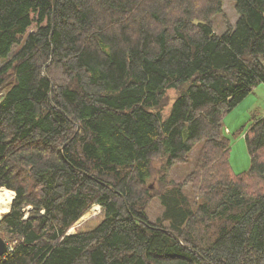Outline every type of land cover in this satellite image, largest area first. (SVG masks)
Wrapping results in <instances>:
<instances>
[{
    "label": "trees",
    "instance_id": "1",
    "mask_svg": "<svg viewBox=\"0 0 264 264\" xmlns=\"http://www.w3.org/2000/svg\"><path fill=\"white\" fill-rule=\"evenodd\" d=\"M233 2L216 32L223 0H0V264H264V116L239 174L222 125L264 83V0Z\"/></svg>",
    "mask_w": 264,
    "mask_h": 264
},
{
    "label": "rangeland",
    "instance_id": "2",
    "mask_svg": "<svg viewBox=\"0 0 264 264\" xmlns=\"http://www.w3.org/2000/svg\"><path fill=\"white\" fill-rule=\"evenodd\" d=\"M221 14L222 15L215 16L213 19V25L216 32L223 31L226 28L227 23L233 24L237 19L238 15L233 0H223ZM168 93L170 100L168 105L162 111L163 118L169 111V107L173 101L172 98L174 91L170 90ZM262 116H264V83L262 82H259L254 86L249 94H247L238 104L223 116V131L230 140L229 163L235 174L242 173L250 167V156L246 148L244 135L248 129L251 117ZM153 165L154 168H158L159 162L154 161ZM188 168L189 164H176L169 171L168 177L170 179L179 180L182 175L187 172ZM147 185L149 188L153 189L158 187L154 172L152 177L147 181ZM6 192L8 191L6 190ZM94 205L96 204H93L91 209L85 212L84 215L74 223L70 228L72 232H75L76 230L85 231L93 229L102 220V208L98 207V210H95V207H93ZM161 211L162 207L159 201L154 197L151 198L146 209L148 218L150 220H155L160 215Z\"/></svg>",
    "mask_w": 264,
    "mask_h": 264
},
{
    "label": "bare ground",
    "instance_id": "3",
    "mask_svg": "<svg viewBox=\"0 0 264 264\" xmlns=\"http://www.w3.org/2000/svg\"><path fill=\"white\" fill-rule=\"evenodd\" d=\"M4 189V188H2ZM0 189V217L2 213L6 212L10 205L12 195H10L6 190Z\"/></svg>",
    "mask_w": 264,
    "mask_h": 264
},
{
    "label": "water",
    "instance_id": "4",
    "mask_svg": "<svg viewBox=\"0 0 264 264\" xmlns=\"http://www.w3.org/2000/svg\"><path fill=\"white\" fill-rule=\"evenodd\" d=\"M14 195H15V194H14ZM14 195L12 196V199H11V201H10V204H11L13 198H14ZM9 207H10V205H9ZM9 207H8V209L6 210V212L9 210ZM0 218H1V217H0ZM69 230H70V229H69ZM69 230H68V233H70ZM7 251H8V245H7V243L5 242V240H4L2 237H0V257L3 256Z\"/></svg>",
    "mask_w": 264,
    "mask_h": 264
},
{
    "label": "built area",
    "instance_id": "5",
    "mask_svg": "<svg viewBox=\"0 0 264 264\" xmlns=\"http://www.w3.org/2000/svg\"><path fill=\"white\" fill-rule=\"evenodd\" d=\"M93 207H95V209H98V205L96 204V205H94Z\"/></svg>",
    "mask_w": 264,
    "mask_h": 264
}]
</instances>
